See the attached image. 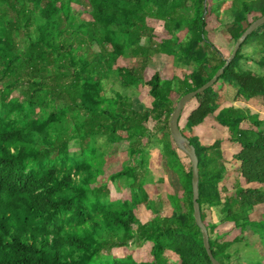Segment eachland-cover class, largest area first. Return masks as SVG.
<instances>
[{"label": "trees", "instance_id": "obj_1", "mask_svg": "<svg viewBox=\"0 0 264 264\" xmlns=\"http://www.w3.org/2000/svg\"><path fill=\"white\" fill-rule=\"evenodd\" d=\"M223 14L235 45L264 15V0H0V264H170L168 252L175 264H212L193 215L191 165L179 157L169 119L181 96L225 64L207 36L209 19L220 22ZM148 19L161 20L168 38L156 42ZM143 37L148 44H141ZM252 42L264 52V25L195 98L184 124L191 132L212 117L228 137L201 145L180 127L196 151L201 218L222 264L234 256L264 264V120L247 109H219L215 88L220 81L232 85L234 101L264 106V75L241 66L242 49ZM151 52L193 70L183 77L155 70L145 77ZM131 57L140 58L138 66L128 63ZM259 66L264 68V55ZM107 81L147 86L150 107L136 109L132 98L117 91L104 94ZM149 121L160 134L149 130ZM223 140L240 146L232 159L245 185L237 179L232 194L222 185L228 170ZM154 141L172 188V211L140 223L138 207H152L148 189L157 182L149 158ZM121 145L125 163L106 176V155ZM108 181L124 195L112 196ZM204 207L220 208L238 235L231 241L213 237L216 226L206 220ZM251 236L258 237L257 250H250L251 259L240 258L241 243L252 246ZM132 243H150L151 258L137 262L113 253Z\"/></svg>", "mask_w": 264, "mask_h": 264}, {"label": "rangeland", "instance_id": "obj_2", "mask_svg": "<svg viewBox=\"0 0 264 264\" xmlns=\"http://www.w3.org/2000/svg\"><path fill=\"white\" fill-rule=\"evenodd\" d=\"M230 21V18L228 15L223 14L221 21L218 22L216 19H209V23L207 25V36L208 39L217 47V49L221 52L224 58H228L233 51L234 43L233 40L229 37L227 32L225 31V24ZM148 23L154 28V40L156 42H159L162 38H168L166 30H164V25L161 20L156 19H148ZM185 35V29L178 33L179 39H183ZM141 44L145 45L148 44V40L146 37L142 38ZM94 48L97 50V47L94 46ZM243 59L241 61V66L244 69H250L254 72L264 75V68L259 66V60L264 55V52H261L259 47L255 43H248L245 45L242 49ZM128 63L131 66H138L140 62V58L133 59L128 58ZM159 71L162 74H165L167 71H172L179 77H183L186 74L190 73L193 68L192 64H184V63H173L172 58L165 56L164 54H157L154 52L149 55V63L147 64V68L141 72L145 77H150L151 74L154 71ZM232 86V85H231ZM218 94H219V106L232 104L234 101V94L235 89H232L230 86L228 87L223 82H218L215 86ZM113 91H117L120 93H123L130 98L133 99L134 105L136 109H143L148 108L151 105L152 97L149 95V89L147 86L144 85H138L133 88H123L120 86L118 82L112 83V82H105L103 84L102 92L104 94L109 95ZM224 99V100H223ZM197 105L196 100L193 99L190 102H188L183 109V112L180 117L179 125L184 130V133L187 136H191L192 134H197L199 137V142L201 145H209L213 143L217 138L225 139L228 137V132L226 128H223L218 123L215 122L214 118L208 117L199 127L196 129L194 128L193 131H187L184 129V124L186 121V117L189 114V112L195 108ZM236 107L243 109V110H249L253 114H257L258 117L262 120H264V106H262L258 101H250V102H236ZM147 127L150 131L154 132L155 134H160L159 132V126L155 124L153 121H149L147 123ZM72 147L75 148L76 145L74 142H71L70 144ZM177 148V147H176ZM240 149V146L236 143H231L227 141H222L221 143V151L225 159L227 160V173L224 177L223 186H226L228 188H233V186L236 185L234 173L237 172L236 170V164L237 162L232 159V155L236 152H238ZM112 155H106V159L108 160L107 166L105 167L106 176L112 172L119 170L121 166L125 163V160L127 158V153L124 145H121L119 148H112ZM115 152V153H113ZM177 152L179 154V157L181 161L186 165L189 166L190 161L188 157L177 148ZM108 153V152H107ZM115 155V156H114ZM149 155H150V169L152 174L155 177V180L157 181L155 185H152L149 187L148 192L150 194V200H153V204L151 208H147L144 205H140L138 207V220L140 223H146L151 220V216L154 213H160L163 216H169L171 215V208L169 205V202L167 200V195L172 193V188L169 185L166 177V173L160 163V151L158 146L155 144V141L153 142V145L149 148ZM111 157H114L111 158ZM230 173V174H228ZM232 174V175H231ZM109 188L111 190V195L115 197H120L123 194L120 191L116 189V186L111 182L108 181ZM230 190V189H229ZM230 194H232L234 191L230 190L228 191ZM204 211L206 214V220L216 226L215 231L213 232V237L215 235H225V240H233L239 233V231L233 226V223L225 222L223 221V215L220 212V208H209L204 207ZM252 218H255L252 216ZM136 225L134 226V232L136 231ZM258 240L257 236H251L248 239L249 243H253V245L250 247H245L243 245V242L241 243V249L238 253L239 257L240 255H243L245 257H253V254L251 251L257 250L255 246V241ZM237 247V245H234ZM264 245H262L263 247ZM249 248V249H248ZM259 248L261 246L259 245ZM150 249L151 244L145 243V244H129L127 247L123 248H117L113 250V253L119 257L124 258L127 255H131L135 261L141 262V261H148L150 257ZM248 250V251H247ZM251 250V251H250ZM264 251V248H262ZM264 254V253H263ZM168 255L170 256L172 262L170 264H175L174 261H176V256L174 254H171L168 252ZM241 258V257H240ZM251 259V258H250ZM264 263V257L262 259ZM231 264H246V260H238L235 256L232 258Z\"/></svg>", "mask_w": 264, "mask_h": 264}, {"label": "water", "instance_id": "obj_3", "mask_svg": "<svg viewBox=\"0 0 264 264\" xmlns=\"http://www.w3.org/2000/svg\"><path fill=\"white\" fill-rule=\"evenodd\" d=\"M264 25V15L260 16L256 20H254L249 27L243 32L241 37L237 40V42L234 45L233 51L231 52L230 56L228 58H225V64L222 68H220L215 75L204 85L197 88L196 90H193L191 92H188L180 97V99L177 102L176 107L174 108L171 117L169 119V130L171 134V138L173 140L174 145L181 150L189 159L190 165H191V172H192V191H193V215L195 219V223L200 228L202 237H203V244L205 247V250L207 252V255L212 262V264H222L220 263L214 256L209 244V234L208 230L201 218V212H200V206L198 203L199 198V188H198V182H199V168H198V158L196 155V151L194 146L190 143L189 139L183 135V132L181 131V128L179 126V119L181 117V114L183 112V109L185 108L186 104L190 102L191 100L195 99L200 93L208 89L209 87L213 86L218 79L221 77V75L224 73L225 68L229 66L231 61L235 58L238 50L240 49L243 42L247 39V37L255 31L258 27Z\"/></svg>", "mask_w": 264, "mask_h": 264}, {"label": "crops", "instance_id": "obj_4", "mask_svg": "<svg viewBox=\"0 0 264 264\" xmlns=\"http://www.w3.org/2000/svg\"><path fill=\"white\" fill-rule=\"evenodd\" d=\"M228 87L230 86L232 89H234L231 85H229V84H226ZM224 100V99H223ZM231 102H233L232 104H227V105H224V106H221V108H223V107H228V106H234V107H236L235 105H236V101H231ZM218 103H219V101H218ZM219 109H220V106H219ZM200 126V125H199ZM199 126H197V127H199ZM197 127H195V129L197 128ZM195 135H197V134H195ZM237 153V152H236ZM235 154V153H234ZM225 158V157H224ZM238 162H237V166H236V168L238 167ZM234 173V178H235V181H237V179H240L239 181L241 182V184H243V185H245L244 184V182L242 181V179L241 178H239V176H238V173L237 172H233ZM228 174H230V173H228ZM232 175V174H231ZM227 176V175H226ZM249 187H260V184H258V183H252V184H249L248 185ZM228 188V187H227ZM228 189H230L231 190V188H228Z\"/></svg>", "mask_w": 264, "mask_h": 264}]
</instances>
